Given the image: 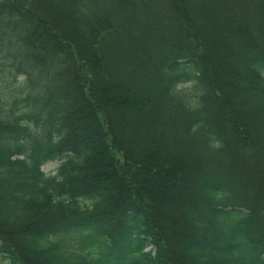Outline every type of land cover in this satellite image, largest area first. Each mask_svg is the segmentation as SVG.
Masks as SVG:
<instances>
[{"label": "trees", "instance_id": "trees-1", "mask_svg": "<svg viewBox=\"0 0 264 264\" xmlns=\"http://www.w3.org/2000/svg\"><path fill=\"white\" fill-rule=\"evenodd\" d=\"M0 264H264V0H0Z\"/></svg>", "mask_w": 264, "mask_h": 264}, {"label": "rangeland", "instance_id": "rangeland-1", "mask_svg": "<svg viewBox=\"0 0 264 264\" xmlns=\"http://www.w3.org/2000/svg\"><path fill=\"white\" fill-rule=\"evenodd\" d=\"M59 164L57 162H49L43 166V171L46 175L52 176L56 174V170L58 168Z\"/></svg>", "mask_w": 264, "mask_h": 264}]
</instances>
